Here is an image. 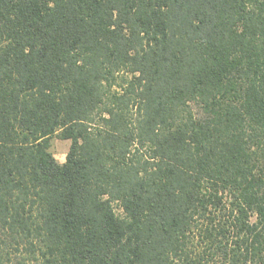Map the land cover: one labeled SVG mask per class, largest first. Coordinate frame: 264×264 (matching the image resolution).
<instances>
[{
  "label": "trees",
  "instance_id": "1",
  "mask_svg": "<svg viewBox=\"0 0 264 264\" xmlns=\"http://www.w3.org/2000/svg\"><path fill=\"white\" fill-rule=\"evenodd\" d=\"M16 251L264 264V0H0V264Z\"/></svg>",
  "mask_w": 264,
  "mask_h": 264
},
{
  "label": "rangeland",
  "instance_id": "2",
  "mask_svg": "<svg viewBox=\"0 0 264 264\" xmlns=\"http://www.w3.org/2000/svg\"><path fill=\"white\" fill-rule=\"evenodd\" d=\"M51 150L56 156V158L60 162H64L66 160L67 153L70 149L71 140H63L58 138L57 136H54L51 139ZM118 213H121V210L117 207L116 208ZM20 253L16 251L15 253H11L9 256H5L1 264H20Z\"/></svg>",
  "mask_w": 264,
  "mask_h": 264
}]
</instances>
